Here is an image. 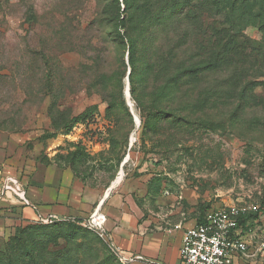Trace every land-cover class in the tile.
Wrapping results in <instances>:
<instances>
[{
  "label": "rangeland",
  "instance_id": "374dc122",
  "mask_svg": "<svg viewBox=\"0 0 264 264\" xmlns=\"http://www.w3.org/2000/svg\"><path fill=\"white\" fill-rule=\"evenodd\" d=\"M110 2L0 0L1 176L39 190L56 183L66 193L75 189L76 214L99 208L113 227L128 212L138 219L132 216V226L164 234L170 244L204 211L254 205L241 260L264 264V33L252 26L217 31L202 9L191 22L165 21L154 44L140 37L163 50L183 43L192 63L234 39L226 66L194 83L190 133L161 125L152 139L134 102L132 120L119 104L118 78L130 67L126 45L114 42ZM253 81L239 109L238 94ZM78 115L70 130L61 128L65 116ZM61 223L82 229L53 244L52 236L22 233L34 221L8 222L0 264H106L109 257L122 264L96 232Z\"/></svg>",
  "mask_w": 264,
  "mask_h": 264
},
{
  "label": "trees",
  "instance_id": "16d2710c",
  "mask_svg": "<svg viewBox=\"0 0 264 264\" xmlns=\"http://www.w3.org/2000/svg\"><path fill=\"white\" fill-rule=\"evenodd\" d=\"M110 5L114 42L118 46L126 45L130 67L129 73L124 69L118 78L119 104L132 120L125 96L128 78L131 100L139 113L145 133L151 134L152 139L158 138L157 130L161 125L172 127L181 136L190 133L194 123L190 117L194 83L197 79L203 80L207 73L226 66L234 39L230 38L222 46L214 45V50H211L208 58L192 63L191 57L186 55V45L183 43L172 47L169 45L168 49L163 50L158 45H142L140 37L144 42L154 44L155 34L165 21L178 19L191 22L193 13L202 9L207 11L213 20L212 27L217 31L241 32L252 26L264 33V0H111ZM216 47H219L218 52ZM255 84V81L247 83L238 94L239 109L246 104L247 92L252 90ZM112 96V93H105L108 107L114 109L116 103ZM80 119L81 115L70 119L65 116L61 128L70 130ZM76 155L78 156V153H75ZM205 214L204 211L196 223L203 222ZM251 217L252 215L242 218L241 223L245 229ZM72 221L80 224L78 218ZM65 225L69 226L68 231ZM81 229L79 225L61 221L49 224L36 222L35 225L24 227L22 233H28L32 237H37L36 234L52 236L53 244H56L59 237L74 238ZM109 260L106 264L110 263Z\"/></svg>",
  "mask_w": 264,
  "mask_h": 264
},
{
  "label": "built area",
  "instance_id": "2783aa9c",
  "mask_svg": "<svg viewBox=\"0 0 264 264\" xmlns=\"http://www.w3.org/2000/svg\"><path fill=\"white\" fill-rule=\"evenodd\" d=\"M2 191L12 193L25 205L34 208L37 211L34 222L49 224L54 221L80 219L81 225L96 232L110 245L122 264H170L141 253L127 251L117 245L107 228L108 217L99 208L89 217L43 214L28 199L22 182L12 175L5 177ZM256 209L254 205L242 204L208 210L203 222L196 223L183 232L177 264H233L237 258L248 256L250 243L241 220Z\"/></svg>",
  "mask_w": 264,
  "mask_h": 264
},
{
  "label": "crops",
  "instance_id": "0c3cea01",
  "mask_svg": "<svg viewBox=\"0 0 264 264\" xmlns=\"http://www.w3.org/2000/svg\"><path fill=\"white\" fill-rule=\"evenodd\" d=\"M4 179L5 177L1 176L0 171V236L5 235L8 222L16 221L19 224L34 221L37 215V211L34 208L25 205L18 197L10 192L4 193L2 191ZM21 182L24 185L28 199L41 213L85 217L80 215L82 213H75L78 212V208L75 206V202L78 201L74 193L75 189L66 193L64 188L56 183L54 188L45 186L39 190L28 186L26 182ZM119 213L118 220L114 221L113 227L107 225L108 231L112 234L117 245L127 251L141 253L150 258L164 260L170 264L178 263L183 233L175 242L170 244L164 234H143V231L137 225L138 223L132 226L129 221L133 216L136 222L138 219L135 215L123 211ZM241 259L240 257L237 258L233 264H248Z\"/></svg>",
  "mask_w": 264,
  "mask_h": 264
},
{
  "label": "water",
  "instance_id": "95a60500",
  "mask_svg": "<svg viewBox=\"0 0 264 264\" xmlns=\"http://www.w3.org/2000/svg\"><path fill=\"white\" fill-rule=\"evenodd\" d=\"M125 96H126L127 104L132 109V107H131V103L132 102H131V95H130V86H129V80H128V78H127V81H126Z\"/></svg>",
  "mask_w": 264,
  "mask_h": 264
},
{
  "label": "bare ground",
  "instance_id": "6f19581e",
  "mask_svg": "<svg viewBox=\"0 0 264 264\" xmlns=\"http://www.w3.org/2000/svg\"><path fill=\"white\" fill-rule=\"evenodd\" d=\"M131 106H132V103H131ZM122 177H123V173L121 172V173L119 174V176L117 177V179L113 182L111 188H113L115 185H117V184L122 180ZM111 188H110V189H111Z\"/></svg>",
  "mask_w": 264,
  "mask_h": 264
}]
</instances>
